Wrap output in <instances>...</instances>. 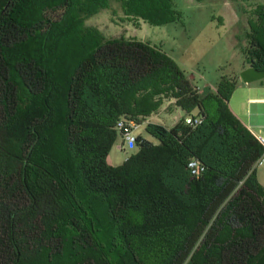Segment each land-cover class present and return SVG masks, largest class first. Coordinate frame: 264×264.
Listing matches in <instances>:
<instances>
[{"label":"trees","instance_id":"16d2710c","mask_svg":"<svg viewBox=\"0 0 264 264\" xmlns=\"http://www.w3.org/2000/svg\"><path fill=\"white\" fill-rule=\"evenodd\" d=\"M110 1L0 0V264H264L263 146L228 105L238 79L202 93L160 47L85 25ZM118 1L181 19L174 0ZM247 38L264 70V2ZM164 102L178 120L146 121ZM120 119L156 142L112 166Z\"/></svg>","mask_w":264,"mask_h":264},{"label":"rangeland","instance_id":"374dc122","mask_svg":"<svg viewBox=\"0 0 264 264\" xmlns=\"http://www.w3.org/2000/svg\"><path fill=\"white\" fill-rule=\"evenodd\" d=\"M259 2L264 0H174L181 19L154 25L125 17L120 2L111 0L108 8L84 23L97 27L107 38L123 35L160 47L203 93L213 89L222 74H230L242 62L243 68L246 67L243 50L248 44V19L253 17V9ZM233 77L238 79L239 72ZM245 84L240 82V86ZM193 114L196 115V110ZM157 115L148 120H160L162 114ZM134 133L156 142L146 132L145 124H140ZM136 150V143L130 145L118 133L107 161L112 166L122 165ZM256 177L264 186V163L257 165Z\"/></svg>","mask_w":264,"mask_h":264},{"label":"crops","instance_id":"0c3cea01","mask_svg":"<svg viewBox=\"0 0 264 264\" xmlns=\"http://www.w3.org/2000/svg\"><path fill=\"white\" fill-rule=\"evenodd\" d=\"M242 69L243 62L228 75L234 76L236 72H239ZM240 82L241 80L238 78L237 87L239 88L237 89L236 87L232 92L228 105L231 111L255 136L261 133L264 134V79L248 83L247 85L245 84L246 86H240ZM215 87L216 85L211 90H215ZM205 92L206 91H204V93ZM159 113L162 114L163 120H161V118L160 120L153 122L162 123L166 126H171L183 114L179 108L169 106V102H164L159 109V112L152 115H159ZM149 117L146 121H149Z\"/></svg>","mask_w":264,"mask_h":264},{"label":"built area","instance_id":"2783aa9c","mask_svg":"<svg viewBox=\"0 0 264 264\" xmlns=\"http://www.w3.org/2000/svg\"><path fill=\"white\" fill-rule=\"evenodd\" d=\"M185 120L189 124H195L200 122L201 118L198 116L195 117L187 116ZM138 126L139 125L132 120L120 119L117 122L116 129L117 132L121 134L122 138L125 141H128L130 145H133L134 143H136V138H137V135H135L134 131ZM256 137L260 142V144L263 146V152L256 162V166H257L264 163V134L262 133L258 134ZM189 167L191 168L192 174H199L201 171L205 169L204 165L201 164V162L198 161L197 159L190 160Z\"/></svg>","mask_w":264,"mask_h":264},{"label":"water","instance_id":"95a60500","mask_svg":"<svg viewBox=\"0 0 264 264\" xmlns=\"http://www.w3.org/2000/svg\"><path fill=\"white\" fill-rule=\"evenodd\" d=\"M239 79L248 84L264 79V70L247 66L239 71Z\"/></svg>","mask_w":264,"mask_h":264}]
</instances>
